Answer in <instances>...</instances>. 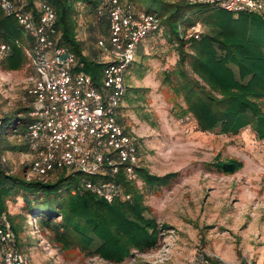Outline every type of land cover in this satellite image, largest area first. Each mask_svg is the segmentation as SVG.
Instances as JSON below:
<instances>
[{
	"label": "rangeland",
	"instance_id": "obj_1",
	"mask_svg": "<svg viewBox=\"0 0 264 264\" xmlns=\"http://www.w3.org/2000/svg\"><path fill=\"white\" fill-rule=\"evenodd\" d=\"M79 1L68 0L76 10L77 35L86 52H95L103 31L95 29L91 5ZM197 8L193 5L177 22L184 30L201 19ZM144 10L160 11L161 5H146ZM205 28L206 32L210 30L207 24ZM168 33L150 36L138 44L136 60L142 62L132 63L125 82L142 89L134 94L128 87L120 113L124 124L139 138L143 165L161 176L177 172L145 196L146 215L160 224L168 223L169 228L162 231L156 248L145 252L134 249L118 263L79 247L62 248L50 240L51 246L45 247L39 244V235L33 234L29 251L34 264H264V138H258L249 125L236 134L221 133L219 127L203 131L192 113L182 111L187 104L177 89V70L173 72L179 64V39L170 41ZM184 65L192 73L188 61ZM34 76L29 61L18 70L0 66L1 117L29 104L27 89ZM185 115L189 118L180 121ZM11 138L18 141L16 135ZM18 154L10 151L13 167L18 164ZM233 159L243 162L234 173H224L214 164ZM78 177L75 174L68 181L73 183ZM139 181L142 186V179ZM38 196L27 191L23 182L4 196L9 211L15 214L11 215L12 221L19 222L22 230L32 226L26 217L28 205Z\"/></svg>",
	"mask_w": 264,
	"mask_h": 264
},
{
	"label": "trees",
	"instance_id": "obj_2",
	"mask_svg": "<svg viewBox=\"0 0 264 264\" xmlns=\"http://www.w3.org/2000/svg\"><path fill=\"white\" fill-rule=\"evenodd\" d=\"M42 1H49L56 10L60 42L75 52V68L89 72L94 82L102 87L101 70L108 61L97 58L104 55L98 40L97 51L86 52L83 40L77 35L76 10L68 0ZM122 1L131 2L136 9H145L146 5H161L160 11H148L158 13L163 29L148 34L139 44L150 36H164L166 31H169L170 41L179 39V64L173 72L177 70L176 74L180 77L177 89L183 93L187 104L182 111L192 113L201 130L212 131L219 127L221 133L236 134L249 125L258 138H264V11L234 12L215 4L186 0ZM37 2L38 0H26L25 6L33 13H38ZM81 2L91 5L95 29L99 27L103 31L101 37H107L109 21L107 13L99 15L96 11L99 0H80L78 3ZM193 5L198 6L197 12L201 16L196 21H202L210 27L208 32L205 28L199 37L188 36L187 28L184 30L183 27L182 31L180 26L183 25L177 23L188 15ZM79 14L82 15L81 12ZM0 27L5 40L12 44L11 53L0 60V66L5 70L21 69L28 61L23 46L28 35L16 18L5 14L1 8ZM136 56L137 51L127 70L133 62L136 65L142 62L136 60ZM186 61L192 73L184 65ZM168 76L166 74L167 78ZM128 87L126 84L123 96H126ZM129 89L130 93L138 94L142 87L130 85ZM28 97V105L22 106L14 114L3 116L4 149L19 151L26 148L25 142H16L11 136L19 134L29 119L27 112L31 108V97ZM120 121L124 124L121 113ZM124 126L130 130L125 124ZM140 162L137 170L143 185L139 186L120 172L115 179L131 197L119 196L112 201L85 188L83 180L87 175L80 171L68 172L64 169L55 173L48 181L26 180L24 166L14 173H7L12 165H5L0 168V204L5 205L4 196L23 182L27 191L39 195L37 200L30 201L26 217L28 219L29 214L36 215L41 232L44 231L50 241L62 248L79 247L84 252L103 259L123 262L134 249L145 252L156 248L162 231L166 232L170 226L168 223L160 224L156 218L146 215L148 205L145 203V196L166 184L177 172L161 176L144 166L142 159ZM214 164L224 173H234L242 167L243 162L237 159L217 160ZM75 174L79 175L78 179L70 183L68 180ZM111 177L110 174L101 173L99 176L86 178ZM66 182L70 184L66 185ZM58 216L61 219L58 220ZM14 228L18 232H28L29 235H23V238L28 243L31 242L29 237H33V234L30 228L22 230L19 222H14Z\"/></svg>",
	"mask_w": 264,
	"mask_h": 264
},
{
	"label": "built area",
	"instance_id": "obj_3",
	"mask_svg": "<svg viewBox=\"0 0 264 264\" xmlns=\"http://www.w3.org/2000/svg\"><path fill=\"white\" fill-rule=\"evenodd\" d=\"M218 5L230 11H264V0H186ZM97 12L107 13L109 33L98 39L108 61L101 70L99 87L92 75L76 69L77 56L60 42L57 13L49 1L38 0L39 12L25 6L26 0H0V8L15 17L28 38L23 43L29 64L35 71L27 89L31 108L18 142L26 148L17 151L18 164L7 173L24 169L26 180L48 181L55 173L67 169L87 175L85 188L108 201L131 194L115 177L120 173L139 184L137 167L141 165L139 138L120 121V106L126 90V71L134 60L138 44L153 31L163 29L157 12L136 9L131 2L99 0ZM183 31V26H180ZM204 23L196 21L187 33L199 37ZM12 44L5 40L0 27V60L11 53ZM189 118L181 117L180 121ZM3 117L0 116V168L10 165V151L2 146ZM17 142V141H16ZM12 152V151H11ZM27 155L25 158L23 157ZM101 173L111 178L93 179ZM1 188V187H0ZM7 201L0 204V264H34L33 244L16 231ZM31 217V220H29ZM30 232L39 235V244L51 242L38 226L37 216L29 214ZM48 232V231H47ZM21 236V237H20ZM45 246V247H46Z\"/></svg>",
	"mask_w": 264,
	"mask_h": 264
},
{
	"label": "crops",
	"instance_id": "obj_4",
	"mask_svg": "<svg viewBox=\"0 0 264 264\" xmlns=\"http://www.w3.org/2000/svg\"><path fill=\"white\" fill-rule=\"evenodd\" d=\"M102 57H103V55H102L101 57L98 56L97 58L100 59V58H102ZM100 60H102V59H100Z\"/></svg>",
	"mask_w": 264,
	"mask_h": 264
}]
</instances>
